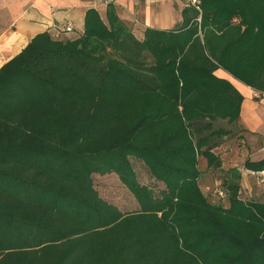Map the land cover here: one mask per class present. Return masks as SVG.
Returning <instances> with one entry per match:
<instances>
[{
    "label": "trees",
    "instance_id": "obj_1",
    "mask_svg": "<svg viewBox=\"0 0 264 264\" xmlns=\"http://www.w3.org/2000/svg\"><path fill=\"white\" fill-rule=\"evenodd\" d=\"M198 1L141 39L113 4L106 22L89 9L78 38L37 34L0 68V264H264V203L221 169L231 132L213 125L242 102L217 69L264 94V0ZM200 158L226 205L201 191ZM112 173L135 210L100 197L93 175Z\"/></svg>",
    "mask_w": 264,
    "mask_h": 264
},
{
    "label": "crops",
    "instance_id": "obj_2",
    "mask_svg": "<svg viewBox=\"0 0 264 264\" xmlns=\"http://www.w3.org/2000/svg\"><path fill=\"white\" fill-rule=\"evenodd\" d=\"M109 1L114 5L118 18L137 39L143 37L147 28L162 31L178 29L186 4V0ZM107 5L103 0H0V68L37 34L47 32L53 39L61 41L78 38L83 34L84 17L89 9L96 10L106 22ZM66 25L72 29L65 31ZM214 75L230 82L242 96L240 116L235 124L251 136L252 145L264 151V94L243 85L222 69H217ZM219 122L226 123L218 120L213 123L214 127ZM199 162L206 169L205 160L200 158ZM223 165L224 162L221 169ZM240 188L241 196L246 200L264 203V189L254 184L247 174H241Z\"/></svg>",
    "mask_w": 264,
    "mask_h": 264
},
{
    "label": "rangeland",
    "instance_id": "obj_3",
    "mask_svg": "<svg viewBox=\"0 0 264 264\" xmlns=\"http://www.w3.org/2000/svg\"><path fill=\"white\" fill-rule=\"evenodd\" d=\"M215 128H223L231 132L229 137L223 138L220 141L218 149L214 150L220 158L222 157L224 171L236 168L241 174H247L243 167V163L246 160L259 161L264 158V151L258 150L259 148L256 145H252L249 139L251 136L247 132H244L245 130L237 127L236 124L219 122ZM132 164L139 182L153 187L157 191L159 185L151 179L142 164L136 162ZM199 169L202 171L199 186L203 194L211 203L226 205L224 197L218 194V190H220V178L223 177L222 173L216 169L205 170L203 163H199ZM251 179L256 184L254 178L251 177ZM93 182L100 197L117 206L121 212L135 210L136 203L133 197L123 187L115 174H94Z\"/></svg>",
    "mask_w": 264,
    "mask_h": 264
},
{
    "label": "built area",
    "instance_id": "obj_4",
    "mask_svg": "<svg viewBox=\"0 0 264 264\" xmlns=\"http://www.w3.org/2000/svg\"><path fill=\"white\" fill-rule=\"evenodd\" d=\"M104 4H109L110 1L109 0H103ZM185 6H191L193 8H195L196 10L199 11V1L198 0H186V4ZM72 29L71 26L66 25L64 27L65 31H70ZM245 172L247 173V175L251 176L254 178L255 183L264 188V170H260V171H249V170H245ZM218 194L222 197L223 196V192H221L220 190H218Z\"/></svg>",
    "mask_w": 264,
    "mask_h": 264
}]
</instances>
